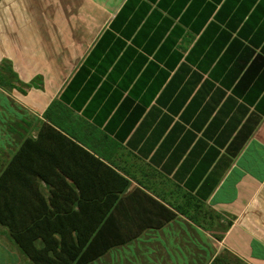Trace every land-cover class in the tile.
Returning <instances> with one entry per match:
<instances>
[{"label":"crops","instance_id":"crops-1","mask_svg":"<svg viewBox=\"0 0 264 264\" xmlns=\"http://www.w3.org/2000/svg\"><path fill=\"white\" fill-rule=\"evenodd\" d=\"M9 166L54 263L264 264V0H0Z\"/></svg>","mask_w":264,"mask_h":264},{"label":"trees","instance_id":"trees-1","mask_svg":"<svg viewBox=\"0 0 264 264\" xmlns=\"http://www.w3.org/2000/svg\"><path fill=\"white\" fill-rule=\"evenodd\" d=\"M15 159H19L18 155L15 157ZM12 171H13L12 166H9L0 175V224L8 225V227L11 230V233L14 236L15 242L19 245L22 252L34 264H59V263H54V260H52L51 256L48 254L50 252L48 251V249L45 248L37 249L32 245L31 239L29 237L22 235V233L18 232L19 231L18 229L14 230L15 227L14 224L16 223V219H15L16 215L14 214L18 212L20 198L19 196L16 197L14 195V190L12 189L11 185H8V183L6 182L7 176L11 175ZM21 202L22 205L24 204L25 208H28L29 206L31 208H35L36 207L35 205H37L39 208L47 207L45 206L44 201H38L35 199H28ZM51 204L52 201H49L50 206ZM38 207L36 208L38 209ZM50 218H51L50 216L47 217L44 215L43 222L45 223V220H48ZM34 240L35 239H33V241ZM66 252H69L68 249L61 246L60 251L58 253L54 251V254L57 256V258H59L58 256L62 257L63 255H66ZM76 252H78V249H76Z\"/></svg>","mask_w":264,"mask_h":264},{"label":"rangeland","instance_id":"rangeland-1","mask_svg":"<svg viewBox=\"0 0 264 264\" xmlns=\"http://www.w3.org/2000/svg\"><path fill=\"white\" fill-rule=\"evenodd\" d=\"M216 218L214 219L213 222H215ZM222 220L220 218V222L219 224H221ZM223 226L225 227L226 226V222L224 221L223 222ZM222 229L224 228H221L220 231H218V234L220 235L222 233ZM228 256V253L225 252L224 250H221L220 253H219V256L215 259L216 261L215 262H212L211 264H241L238 260L235 262V261H232V260H229L228 262V259L227 257Z\"/></svg>","mask_w":264,"mask_h":264}]
</instances>
